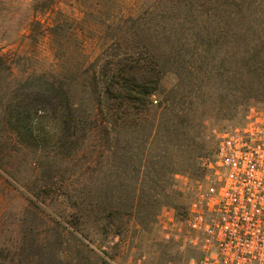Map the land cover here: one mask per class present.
<instances>
[{
	"label": "rangeland",
	"instance_id": "1",
	"mask_svg": "<svg viewBox=\"0 0 264 264\" xmlns=\"http://www.w3.org/2000/svg\"><path fill=\"white\" fill-rule=\"evenodd\" d=\"M255 3L264 0H0V264L185 263L192 252L177 234L212 182L211 130L239 124L249 107L264 112V53L241 32ZM94 5L110 21L140 18L133 30L131 20L121 23L119 50H97L110 38ZM57 22L78 35L61 27L53 37ZM60 45L70 49L67 60ZM141 47L163 71L157 104L113 110L77 84L73 136L57 128L41 142L13 125L7 106L27 77L66 83L61 68L89 67L98 57L102 66Z\"/></svg>",
	"mask_w": 264,
	"mask_h": 264
},
{
	"label": "built area",
	"instance_id": "2",
	"mask_svg": "<svg viewBox=\"0 0 264 264\" xmlns=\"http://www.w3.org/2000/svg\"><path fill=\"white\" fill-rule=\"evenodd\" d=\"M211 136L212 182L191 201L177 234L192 252L184 264H264V112L249 107L239 124Z\"/></svg>",
	"mask_w": 264,
	"mask_h": 264
},
{
	"label": "trees",
	"instance_id": "3",
	"mask_svg": "<svg viewBox=\"0 0 264 264\" xmlns=\"http://www.w3.org/2000/svg\"><path fill=\"white\" fill-rule=\"evenodd\" d=\"M243 2H251V0H243ZM94 7L95 9L98 8L96 10L97 17L103 18L102 21H105L101 22L98 20L97 22L101 23L102 29L105 30V33L107 32L106 34L110 38H108L110 42L108 47L105 42L97 47V50L101 51L100 53L102 54L100 55H103L105 51L108 52L111 48L116 47L119 50L121 45L117 40L119 35H123L124 28L121 23L123 21L128 23L131 20L132 28L130 29L133 30L134 24L140 23V18L132 14L110 21V15H106L105 18L103 14L106 13H101L98 5H94ZM53 10L51 9V11ZM246 15L243 12L242 18H245ZM253 16H255L253 20L241 25V32L244 35L243 37L253 36L258 39L261 43L260 51L264 53V3H255ZM53 24L54 26L49 27V34H52L53 37L59 34L58 31L61 30V27L66 29L65 24L62 22ZM38 25L39 23H36L32 34H30V39L37 38ZM66 30L71 32V36L78 35V29L75 30L73 27H69ZM52 42L55 41L53 40ZM80 48L83 51L81 53L82 57L86 58L87 56L84 53L86 47L81 45ZM58 49L62 52V58L67 60L70 56L69 47L60 45ZM245 50L246 52H251L253 48L247 45ZM55 51H57V48H54L53 52ZM120 52L109 55L110 59H105V65L102 66H99L100 57H98L95 58V64L85 62V64H89V67L83 66L84 63H81L79 68L74 70L69 67L65 68V70L61 68L63 70L61 71V76L68 81L66 83L57 82L60 76L46 80L43 83L35 76L27 77L25 81L17 84L16 92L14 94L11 93L12 103L10 102L7 106L9 116L13 118V125L20 126L21 124L37 140H42L41 142H43L44 138L43 133L46 136V132L57 128L73 136L78 130V112L70 92L76 88L77 84L82 85V93L87 91L89 95L96 97L97 105L102 104L103 98L109 100L113 110H117L114 107V103L128 102V104H131L133 102H145V106L147 103L151 106L152 103L157 104L154 95L159 90L163 71L157 62L156 56L149 52V48L145 47H141L137 53L128 52V50L123 53ZM252 61L251 59L244 60L245 66L253 64ZM255 65L256 67L254 68H257L258 64ZM58 75L59 73L51 77H57ZM1 83L6 84L4 81ZM83 122L84 128L93 124L90 120L87 123L84 120Z\"/></svg>",
	"mask_w": 264,
	"mask_h": 264
}]
</instances>
